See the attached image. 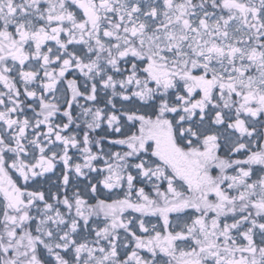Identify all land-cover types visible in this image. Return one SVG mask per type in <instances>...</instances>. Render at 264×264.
Wrapping results in <instances>:
<instances>
[{"label": "snow or ice", "instance_id": "obj_1", "mask_svg": "<svg viewBox=\"0 0 264 264\" xmlns=\"http://www.w3.org/2000/svg\"><path fill=\"white\" fill-rule=\"evenodd\" d=\"M0 264H264V0H0Z\"/></svg>", "mask_w": 264, "mask_h": 264}]
</instances>
